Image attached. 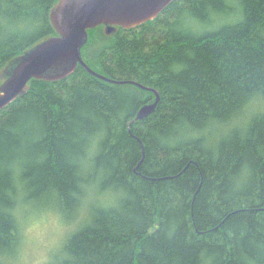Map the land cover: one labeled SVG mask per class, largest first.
Here are the masks:
<instances>
[{"label":"trees","instance_id":"trees-1","mask_svg":"<svg viewBox=\"0 0 264 264\" xmlns=\"http://www.w3.org/2000/svg\"><path fill=\"white\" fill-rule=\"evenodd\" d=\"M57 1L0 0V11L5 3L14 4L36 23L27 34L0 27V70L56 35L49 14ZM241 3L244 24L198 41L168 30L171 3L136 27L117 26L108 33L102 24L87 30L80 53L91 69L158 93L155 110L142 119L134 120L139 108L154 100L153 92L105 81L81 65L61 80L31 79L0 110V161L42 156L27 175L37 187L60 188L68 186L62 153L75 131L92 125L93 111L109 119L122 115L107 151L125 171L132 196L120 211L100 213L73 239L80 264H199L202 250L215 264H264V119L246 136L220 145L216 157L196 150L161 153L152 136L177 113L198 118L210 110L223 112L245 88L264 84V0ZM175 65L181 70L173 71ZM240 161L251 166L253 181L243 193L232 194L228 175ZM8 227L0 217V230Z\"/></svg>","mask_w":264,"mask_h":264},{"label":"clouds","instance_id":"clouds-1","mask_svg":"<svg viewBox=\"0 0 264 264\" xmlns=\"http://www.w3.org/2000/svg\"><path fill=\"white\" fill-rule=\"evenodd\" d=\"M167 28L189 41L223 34L246 21L241 0H170ZM0 27L6 32L27 34L36 28L32 17L5 3ZM175 65L173 71H180ZM92 125L77 129L62 153L68 186L37 187L27 175L41 157L17 155L0 161V217L9 227L0 230V264H80L73 239L91 226L100 213L120 211L131 199L125 171L108 154L113 129L120 113L106 118L99 110L90 115ZM264 119V84L245 88L227 110H210L193 118L177 113L152 130L161 153L176 155L191 150L216 157L218 148L244 137L257 120ZM253 181V170L240 161L228 175L232 194L243 193ZM243 199V196H237ZM199 264H215L213 255L202 250Z\"/></svg>","mask_w":264,"mask_h":264},{"label":"water","instance_id":"water-1","mask_svg":"<svg viewBox=\"0 0 264 264\" xmlns=\"http://www.w3.org/2000/svg\"><path fill=\"white\" fill-rule=\"evenodd\" d=\"M170 3V0H58L49 14L56 35L41 41L24 55L0 84V110L21 95L31 79L61 80L81 65L105 81L132 83L153 92L154 100L143 104L134 120L148 116L159 101L154 89L133 80H113L95 72L82 59L80 50L88 29L101 24L107 26V32L114 26L136 27L157 17Z\"/></svg>","mask_w":264,"mask_h":264},{"label":"rangeland","instance_id":"rangeland-1","mask_svg":"<svg viewBox=\"0 0 264 264\" xmlns=\"http://www.w3.org/2000/svg\"><path fill=\"white\" fill-rule=\"evenodd\" d=\"M101 30L103 32H107V26L103 25L101 27ZM115 29L112 28L110 32L108 33H114ZM100 32V31H99ZM40 42L36 43L35 45H33L32 47L26 49L23 53L19 54L16 57H13L12 59H10L4 66L3 68L0 70V84L10 75L12 69L14 68V66L19 62V60L26 55L30 50H32L37 44H39Z\"/></svg>","mask_w":264,"mask_h":264},{"label":"flooded vegetation","instance_id":"flooded-vegetation-1","mask_svg":"<svg viewBox=\"0 0 264 264\" xmlns=\"http://www.w3.org/2000/svg\"><path fill=\"white\" fill-rule=\"evenodd\" d=\"M114 27H116V26H114ZM114 27H113V28H114ZM151 101H153V99H151V100H150V101H148V102H151Z\"/></svg>","mask_w":264,"mask_h":264}]
</instances>
